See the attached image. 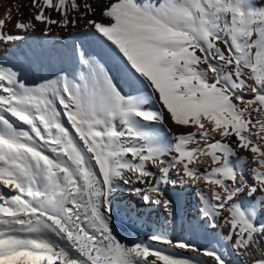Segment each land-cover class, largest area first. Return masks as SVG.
Returning <instances> with one entry per match:
<instances>
[{
  "label": "snow or ice",
  "instance_id": "snow-or-ice-1",
  "mask_svg": "<svg viewBox=\"0 0 264 264\" xmlns=\"http://www.w3.org/2000/svg\"><path fill=\"white\" fill-rule=\"evenodd\" d=\"M81 22L131 91L82 46L75 74L33 86L0 65V264H190L123 243L109 222L118 182L172 216L177 180L203 222H224L232 252L264 264V0H17L0 43ZM166 120L182 131L161 135ZM149 239L227 264L214 248Z\"/></svg>",
  "mask_w": 264,
  "mask_h": 264
},
{
  "label": "bare ground",
  "instance_id": "bare-ground-1",
  "mask_svg": "<svg viewBox=\"0 0 264 264\" xmlns=\"http://www.w3.org/2000/svg\"><path fill=\"white\" fill-rule=\"evenodd\" d=\"M16 2L17 0H0V19L5 18L7 10L12 8ZM18 2L23 6L27 5L29 0H18ZM22 10L27 16V8L23 7ZM11 15L12 17L16 16L14 10L11 12ZM94 18L99 19V12H97L96 17ZM14 23V19L6 21L4 29L12 31ZM53 27L54 31L47 35L43 34L38 27L36 33L29 34L28 38L24 41L8 45L0 43V65L13 68V70L19 72L20 78L27 85L33 86L42 83L45 80L54 79L61 71H64L69 75L75 74L79 70V65L73 57V46H82L83 50L88 53L97 54L98 58L99 56H103L104 61H107L106 66L111 69L112 74L117 78L118 84L124 87L125 91H131V89L124 83L123 79H121L122 74L119 72L116 65L106 55L107 49L103 46L102 42L99 43V40L84 28L83 22L78 24L76 28L67 31H61L60 29L55 28V26ZM156 107L158 108L159 105H156ZM164 124L165 125L163 126L168 127L164 136L169 137L172 135L171 133H168L169 130L172 131V133L182 131V129L175 127L170 121L166 120ZM156 126L162 125L158 124ZM209 162L210 160H208V163ZM124 186L125 185L119 182L116 184L112 203L120 198ZM179 201H181V199ZM197 202L200 207L199 198ZM131 206L132 204L128 203L125 205V208L129 207L128 209H130ZM145 210L148 209L144 208L140 212ZM109 222L113 233L125 244L131 245L133 242H142L165 254L182 256L188 259L190 264H202V262L198 260V256L189 250L176 249L162 243L151 241L148 237L137 234L134 230L135 227L132 229H122L118 223L113 220L112 215ZM158 223L156 227L154 226V232L157 234L168 236L170 232L173 233L175 231V224L173 222H170L167 225L166 221L163 222L160 220ZM179 223L186 228H191L192 226V222L189 221L185 213L180 216Z\"/></svg>",
  "mask_w": 264,
  "mask_h": 264
},
{
  "label": "rangeland",
  "instance_id": "rangeland-1",
  "mask_svg": "<svg viewBox=\"0 0 264 264\" xmlns=\"http://www.w3.org/2000/svg\"><path fill=\"white\" fill-rule=\"evenodd\" d=\"M99 43H101V41H99ZM163 125L156 126V128L160 131L161 135L164 136L168 127ZM168 133L174 135L178 132L172 133V131H169ZM237 154L241 157L248 155L247 152L239 149L237 150ZM209 164H211V161ZM137 186L139 185H125L120 198L112 203V218L122 229H132L135 227L134 230L137 234L149 238L151 235L157 234L154 232V226L156 227L160 220L163 222L166 221L167 225L173 222L175 224V231L173 233L170 232L167 237L173 240H184L189 244L196 245L198 248H214L222 255L227 264H249L247 258L237 256L232 252L231 248L227 246L224 239L227 226L222 220L214 222V225L211 226L207 222H203L204 218L201 217L198 212L200 207L197 200L199 197L196 195L195 189L179 183L178 180L175 185H169L167 196L173 201V215L168 216L167 213L158 206L143 204L141 197L131 190L132 187ZM180 199L181 201H179ZM241 199L245 204L250 203L246 196ZM128 203L132 204L130 209H128L129 207L125 208V205ZM144 208L150 211L145 210L140 212ZM183 213H185L189 221L192 222L191 228L183 227L179 223L180 216ZM259 222H264V216L259 218L258 223ZM193 253L198 256V260H200L202 264H205V261L208 260V258L202 254Z\"/></svg>",
  "mask_w": 264,
  "mask_h": 264
}]
</instances>
